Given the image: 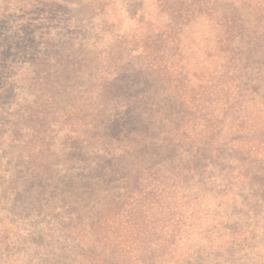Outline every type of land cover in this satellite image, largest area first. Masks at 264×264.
Wrapping results in <instances>:
<instances>
[{
    "label": "rangeland",
    "instance_id": "374dc122",
    "mask_svg": "<svg viewBox=\"0 0 264 264\" xmlns=\"http://www.w3.org/2000/svg\"><path fill=\"white\" fill-rule=\"evenodd\" d=\"M243 4L242 18L252 32L264 0ZM229 5L231 0H221L208 22L196 19L183 32V44L191 50L183 53L189 69L205 54L219 56V21ZM144 9L143 19H133L123 0H0V264H93L110 258L120 246L118 237L127 239L116 217L130 213L136 219L159 205L147 195L127 201L122 190L135 188L134 169L151 164L155 154L108 157L106 162L121 165L114 177L105 176L102 164L95 165L105 149L119 154L116 148L123 147L116 142L121 131L106 103L117 99L112 93L119 84L87 83L85 76L97 73L86 65L81 75L75 73L86 49L117 44L118 37L125 46L141 47L148 34L166 28L168 21L158 17L156 8ZM136 60L144 64L146 56ZM226 61L214 58L205 70ZM189 184L193 193L195 186ZM200 195L204 198L187 205L208 221L197 231H214L220 239L215 247L243 253V247L251 246L253 253H264V229L258 225L259 218L264 221V205L253 204L250 212L245 211V194L231 199ZM249 220L257 240L247 236ZM132 227L138 232L137 225ZM229 258V264L253 263L235 253Z\"/></svg>",
    "mask_w": 264,
    "mask_h": 264
},
{
    "label": "trees",
    "instance_id": "16d2710c",
    "mask_svg": "<svg viewBox=\"0 0 264 264\" xmlns=\"http://www.w3.org/2000/svg\"><path fill=\"white\" fill-rule=\"evenodd\" d=\"M123 1L133 19H143L147 5L156 8L158 17L168 21L166 28L148 34L141 47L125 46L118 37L117 44L110 46L108 41L94 51L86 49L75 73L81 75L86 65L97 73L86 75L87 83L119 84L112 93L117 99L106 103L113 108L112 120L121 131L116 142L123 147L116 148L119 154L105 149L106 155L95 165L100 168L102 164L108 171L105 176L114 177L122 171L121 165L106 162L108 157L113 161L133 158L137 151L155 154L151 164L134 169L135 188L122 190L127 201L147 195L159 205L145 212L148 218L143 212L136 219L130 213L126 218L116 217L127 239L118 237L121 243L113 250L116 254L105 256L111 262L102 258L93 264H229L232 253L237 259H250L251 264H264V253H253L251 246L242 248L245 255L227 245L215 247L220 239L214 231H197L208 221L196 207L187 206L204 198L201 193L225 199L245 194V211L250 212L253 204L264 205V4L250 32L241 7L253 0H231L234 6L229 5L219 21V56L205 54L196 68L189 69L184 54L191 50L183 44V32L196 19L208 22L221 0ZM141 56H146L145 65L136 60ZM88 57L100 63L87 62ZM219 57L227 60L226 65L206 71L204 64ZM105 97L111 99L108 93ZM190 180L193 193L188 191ZM252 220L247 236L257 240ZM132 224L138 232L132 231ZM258 225L264 229L262 217Z\"/></svg>",
    "mask_w": 264,
    "mask_h": 264
}]
</instances>
